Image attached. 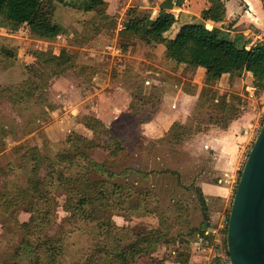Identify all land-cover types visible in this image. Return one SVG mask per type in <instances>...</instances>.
Segmentation results:
<instances>
[{
	"label": "rangeland",
	"instance_id": "374dc122",
	"mask_svg": "<svg viewBox=\"0 0 264 264\" xmlns=\"http://www.w3.org/2000/svg\"><path fill=\"white\" fill-rule=\"evenodd\" d=\"M79 3L43 1V9L58 25V33L51 39L39 38L26 24L17 28L0 26V48L11 53L0 51V197L9 199L23 190L30 195L27 189L36 193L45 188V198L51 203L43 230L45 238L51 240L47 247H60L58 264L83 261L92 246L101 244L102 236L94 225L100 219L80 221L63 209L66 192L77 182L67 183L61 178L87 172L90 164L78 154L84 151L93 162L104 166V172L91 169L78 179L80 186L85 188L90 180L100 179L117 186L111 219L118 226L129 227L128 233L118 237V243L133 242L134 232L157 240L151 252L135 257L134 264L176 262L180 254H189L197 234L211 237V241L214 236L216 264H230L225 252L226 220L243 163L264 120V84L258 86L253 77L245 81L239 105L231 111L234 119L252 108L250 119L254 124L240 134L248 136L240 146V165L232 187L228 192L218 190L213 186L220 178L213 169V150L193 135L213 120L222 121L225 110L217 98L218 91L213 95L201 90L197 103H192L193 113L183 114L187 116L183 123L162 130L170 114L166 113L158 121L159 137L145 135V124L153 118L160 96L146 93L143 73L132 60L145 61L146 48H152L129 33V37L112 35L106 27L118 20L105 17V6L84 11L77 7ZM118 48H123L121 54ZM61 50L67 55L46 60ZM134 51L137 54L130 57ZM166 62L163 59L162 64ZM174 103L179 105L178 100ZM168 110L176 108L170 105ZM89 117L98 119L104 127L95 126L96 132L88 128L90 133L84 135L76 123L91 124ZM232 119L225 125H231ZM69 135L73 139L67 140ZM172 135L174 139H170ZM81 137L91 139L94 146L83 148L73 143ZM33 147L44 156L39 162L27 153ZM59 155L61 159H57ZM199 186L201 196L197 193ZM204 195L211 201L207 203ZM16 201L19 203L9 206L7 213L0 210V264H12L9 252L29 237L22 226L30 222L29 199ZM206 220L209 228L214 226L208 234L202 233ZM153 229L155 233L149 234Z\"/></svg>",
	"mask_w": 264,
	"mask_h": 264
},
{
	"label": "trees",
	"instance_id": "16d2710c",
	"mask_svg": "<svg viewBox=\"0 0 264 264\" xmlns=\"http://www.w3.org/2000/svg\"><path fill=\"white\" fill-rule=\"evenodd\" d=\"M43 1L0 0V26L10 25L17 28L21 24H26L39 38H53L58 33V25L49 17V12L43 9ZM47 1L63 2L64 0ZM77 7L84 11L101 10L104 8V1L80 0ZM138 12L140 13L137 7L128 8L124 22L127 33L144 40L146 44L163 43L166 57L174 62L185 63L192 68L202 66L205 68L206 74L212 79L220 77L223 73L240 74L242 71H250L258 86L264 84V40H260L246 48L240 41L242 34H237L234 39H229L224 30L214 26L208 28L203 22L204 20L220 21L223 19L225 15L223 0H210L209 6L203 9L200 14L202 21L183 24L172 38L164 37V33L176 21L172 12L160 8L157 16L151 19ZM0 51L11 54L10 50L5 48H0ZM65 53L61 50L58 55H49L46 60L61 59ZM220 104L222 109L225 110V114L220 117L224 123L221 124V120V122L213 120L210 123L226 127L225 122L233 118L231 111L235 107L224 100ZM88 119L92 123L84 122V126L92 131L96 132L97 127L95 126L97 125L103 126V123L94 117H89ZM234 132L242 134V132L247 131L244 128L238 130L235 127ZM172 137L171 139H174ZM66 139L70 140L73 137L69 135ZM73 143H80L83 148L94 146L93 141L85 137H81ZM110 143L115 144L113 142ZM27 153L36 162H39L44 157L38 154L34 147L28 149ZM78 154L90 164L87 172H90L91 169L100 173L104 172V166L93 162L84 151H80ZM61 158L62 156H57V159ZM32 165L36 166L37 164L32 163ZM87 172L83 173V171H80L73 176L68 175L61 178L67 183L77 182L75 188L66 192L63 209L69 211L80 221L89 222L97 218L100 219L94 225L96 233L102 236L101 244L98 247L92 246L85 254L83 261L77 264H134L135 257L140 253L151 252L153 250L152 244H157V240L151 241L147 236H141L142 234L134 232L131 233V236L135 237L133 242L118 243L122 235L129 232V227L118 226L111 219L112 204L116 202L115 188L117 186L100 179L90 180V183L85 184V188H82L79 184L80 180L78 183V179ZM46 182L48 183L47 180ZM27 190L30 195L23 190L17 192L9 199L0 197V210L4 213H7L9 206L19 203L16 199H29L30 222L22 225L29 237L17 248L9 252L12 264H58L56 255L60 253V247L59 249L54 248L53 245L47 247L46 244H50L51 240L45 238L43 234V230L48 223L51 207L48 197L45 198L46 189H41L36 193L29 189ZM197 193L199 196L202 195L200 187L197 188ZM201 201L204 205V200L202 199ZM135 215L139 216L140 212L136 211ZM208 224L209 222L206 220L204 225L208 226ZM155 230L149 231V234L155 233ZM226 255L228 256L227 248ZM187 260L188 255L180 254V259L176 260L175 264H186ZM163 262L165 261L160 260L157 264H165Z\"/></svg>",
	"mask_w": 264,
	"mask_h": 264
},
{
	"label": "crops",
	"instance_id": "0c3cea01",
	"mask_svg": "<svg viewBox=\"0 0 264 264\" xmlns=\"http://www.w3.org/2000/svg\"><path fill=\"white\" fill-rule=\"evenodd\" d=\"M103 1L105 6V17H114V22L116 19L118 20L116 24L114 23L115 25L109 23L110 26L106 28L110 33L113 32L112 35L115 33L117 36L120 35L121 37H129L125 29V24L123 23V19L127 15L126 13L129 7H137L139 11H142L143 15L149 19L155 18L160 8L172 12L176 21L172 24L170 29L164 33V37L172 38L183 24L202 21L200 14L203 9L207 8L210 4V0ZM223 2L225 5V15L223 19L220 21L204 20L203 22L206 27L214 26L224 30L229 39H234L236 36L235 33L239 32L242 34L240 41L246 48L263 40L264 15L260 0H223ZM117 27H121L120 30H118ZM139 40L143 42L142 44L145 43L144 40L140 38ZM132 44L131 42L128 46L131 47ZM145 46L152 48V50L146 48L148 57L146 56L144 59L145 61L133 62L132 60V63L143 73L142 80L145 81V88L148 90L146 93L156 92L160 96L153 118L145 124L144 133H146L145 135H150L152 138L159 137L158 131L160 126L158 125V121L164 119V114L166 113L170 114L166 115L169 117L164 119L165 128L162 127V130L168 131L176 122L183 123L184 119L187 117L183 116V114L193 113L195 108L192 106V103H197L201 90L206 94L217 90V98L220 97V102L224 100L234 105V107L235 105H239L237 101L241 99L240 95H243L242 88L244 87V82L253 77L250 71H242L240 74L223 73L220 77L212 79L206 74V70L202 66L192 68L188 67L185 63H176L167 58L165 55V46L161 42L146 44ZM121 50L123 51V48H121ZM129 51L130 50L125 54L126 56H128ZM136 54V51H134L130 57ZM163 59H166L167 64H162ZM185 86L190 87L192 91L188 92ZM115 89L119 90L120 87L116 85ZM213 95H215V92ZM217 98H214V100L218 101ZM256 99L258 101V98ZM175 100H178L179 105L174 103ZM170 105L176 108V110H168ZM114 108L116 109H114L113 112L116 113L117 106L114 105ZM118 110L125 112V108H120ZM252 114V108H248L243 113H240L239 116L232 119L231 125L229 123L230 126L221 127L209 123L206 129H201L193 134L197 141H205L208 147L213 150V169L216 175L220 177L218 179L219 184L213 186L218 190L224 188L227 189L228 192L232 187L235 174L240 165V146L248 136L240 135V133L236 134L234 128L236 127L238 130H241L242 128L246 129V127L248 128L253 125L254 122L250 119ZM179 117L181 120H179ZM76 125L80 127L77 130L84 135L90 133V130L86 128L83 123L78 122ZM170 139L167 140L170 141ZM204 196L207 203L211 201L208 195ZM210 217L211 222H213L215 214ZM204 226L202 230L204 234H208L209 230L214 229L213 225L210 228L209 225ZM208 239H210V242ZM215 239L216 238L213 236L212 241L214 242ZM212 241L211 237L197 234L195 240L191 242V249L189 250L186 264H216L215 243ZM165 262V264H175V262L172 261L165 260Z\"/></svg>",
	"mask_w": 264,
	"mask_h": 264
},
{
	"label": "water",
	"instance_id": "95a60500",
	"mask_svg": "<svg viewBox=\"0 0 264 264\" xmlns=\"http://www.w3.org/2000/svg\"><path fill=\"white\" fill-rule=\"evenodd\" d=\"M226 247L230 264H264V120L234 189Z\"/></svg>",
	"mask_w": 264,
	"mask_h": 264
},
{
	"label": "built area",
	"instance_id": "2783aa9c",
	"mask_svg": "<svg viewBox=\"0 0 264 264\" xmlns=\"http://www.w3.org/2000/svg\"><path fill=\"white\" fill-rule=\"evenodd\" d=\"M261 4H262V8H263V15H264V0H260ZM262 39L264 40V28H263V32H262ZM119 54L122 53L121 48H118L116 50ZM228 220V219H227ZM227 220H226V225H227Z\"/></svg>",
	"mask_w": 264,
	"mask_h": 264
}]
</instances>
